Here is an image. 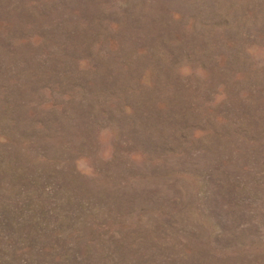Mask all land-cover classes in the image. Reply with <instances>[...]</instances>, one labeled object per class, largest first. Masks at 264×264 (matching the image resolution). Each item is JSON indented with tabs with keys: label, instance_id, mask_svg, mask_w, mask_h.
<instances>
[{
	"label": "rangeland",
	"instance_id": "rangeland-1",
	"mask_svg": "<svg viewBox=\"0 0 264 264\" xmlns=\"http://www.w3.org/2000/svg\"><path fill=\"white\" fill-rule=\"evenodd\" d=\"M0 264H264V0H0Z\"/></svg>",
	"mask_w": 264,
	"mask_h": 264
}]
</instances>
